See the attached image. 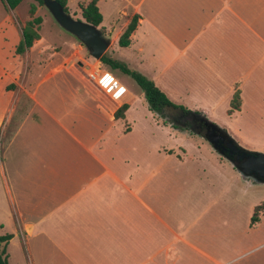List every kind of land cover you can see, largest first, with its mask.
<instances>
[{"label":"crops","instance_id":"0c3cea01","mask_svg":"<svg viewBox=\"0 0 264 264\" xmlns=\"http://www.w3.org/2000/svg\"><path fill=\"white\" fill-rule=\"evenodd\" d=\"M89 1H77L79 14ZM19 4L7 10L0 0V237L9 236L6 259L16 243L24 264H264V240L233 251L239 237L235 244L223 212L231 204L218 201L227 181L214 186L202 177L195 168L202 159L189 162L184 153L161 148L138 156L135 148L122 147L121 131L129 128L123 131L117 121L125 120L137 96L118 79L126 94L114 104L75 71L70 57L57 56L44 42V19L38 40L16 53L29 20L18 15ZM95 6L101 17L96 28L109 45H117L137 17L128 46H115L107 58L151 81L172 104L208 115L246 150L264 151V0H95ZM56 77L60 83L51 84ZM234 93L239 106L230 110ZM121 104L126 110L115 118ZM223 161L230 178L238 176ZM209 163L216 172L223 162L215 156ZM258 206L248 207L251 215ZM263 218L259 209L249 227Z\"/></svg>","mask_w":264,"mask_h":264},{"label":"rangeland","instance_id":"374dc122","mask_svg":"<svg viewBox=\"0 0 264 264\" xmlns=\"http://www.w3.org/2000/svg\"><path fill=\"white\" fill-rule=\"evenodd\" d=\"M77 1L78 0H68L67 2L68 13H70L71 18L74 20L80 19V14L78 10H76L77 8H75ZM30 7L34 8L32 15H29L28 12ZM73 8H75V10H73ZM17 13L19 16H21L22 14H26L29 20L34 17H38L40 19L38 29L41 24V19H44V23L40 30V34L44 42L49 45H54L52 46V50L57 52V56L61 55L60 57H70L72 60V67L75 69V71L77 70L87 79L92 88L98 89V87L89 78V76L90 74L95 72V68L98 67L100 71L110 72L112 77L118 79L119 82L122 83L131 93L133 98L136 99L137 96L136 104L126 115L125 120L117 121L116 126L120 129H123V131L129 128V131L127 133H123L121 131V144L123 148L128 146L135 148L138 156H140L141 154H143L142 156H145L151 153L155 155L157 150L161 148L165 150L170 149L174 151L173 153H177L178 155L184 153V158H187L189 162H192L193 157H197L199 158V160L202 159L201 162H198V165L196 164V167L191 163L189 165L190 168L195 167L198 169H202V177H206L209 182H213L212 184L214 186L224 185L227 181V186L229 187V189L226 193V196L224 197V195H221L218 201L231 204V206L225 208V211L223 210V212L228 213L227 221L229 222L231 220L232 222L235 244L237 242L236 237H239V245L238 247H234V252L244 251L248 247L247 244H249L246 241L264 240V218L262 221L260 220V225L256 229L250 228L248 223L251 215V212L248 211V207L260 204V211L264 209V184H258L252 182L251 180L241 178L239 174L237 173V176L235 172L232 173V177L230 178V168L227 163L223 161L224 158L219 156L203 138L200 137L201 139H199L198 136L192 135L179 127L175 128V126H172L170 124L172 119L169 118V116H167L166 114L157 115L154 113H149L146 107V102L143 99L141 92L129 76L122 75V72L119 70H110V68H108L107 66L101 65L98 61L92 59L84 46L74 37L59 28L51 18L48 11L42 5H39L35 0H24L19 4ZM65 42L67 43L66 45L63 44ZM115 46L117 47V45ZM115 46L114 44L108 45L107 49L104 52V55L106 57L112 58L110 53L112 52V50H116ZM120 50L121 52L124 51V49ZM58 78L59 77H56L51 82V84L58 85L60 83V80ZM47 86L48 88H51V86ZM139 94L143 102L141 101ZM104 95L108 101H110L111 103L113 102L106 94ZM141 105H144L143 109L141 108ZM183 108L185 110H188V108L186 109V107L184 106ZM203 116H205L206 119H208L207 117H209L206 114H203ZM124 124L127 125L125 128ZM196 146H198V149L196 148ZM238 146L245 151H250L246 150L240 145ZM213 152L216 155H213ZM258 153L264 155V151ZM213 156H216L218 160L223 162L221 163V167L216 168V172L209 169V160L214 158ZM138 162L139 160L137 161V163ZM234 171L236 170L234 169ZM229 179L231 180V182L229 181ZM219 195L220 194L217 193V196ZM247 213L250 214L248 215ZM4 219L5 215L0 214V222L2 223V225ZM0 233H2L1 229ZM253 233L255 234L251 235L249 239L244 238L245 235H250ZM240 236L242 237L241 240ZM21 252L23 253V251L19 249L18 244L14 243L12 246H10L7 252L8 263L24 264L22 258L23 255ZM260 252L262 253L264 252V250Z\"/></svg>","mask_w":264,"mask_h":264},{"label":"trees","instance_id":"16d2710c","mask_svg":"<svg viewBox=\"0 0 264 264\" xmlns=\"http://www.w3.org/2000/svg\"><path fill=\"white\" fill-rule=\"evenodd\" d=\"M3 6L7 10L14 9L22 0H1ZM39 5H42L39 0H35ZM63 9L65 13H67L66 9V0H55ZM81 18L84 22L97 27L101 21L100 14L97 11L95 6V0H90L85 6H79ZM34 11L33 7H30L28 12L29 15H32ZM136 16H133L126 27L122 30L117 38V46L120 48H125L129 44V37L132 31L135 29L136 25ZM40 23V19L38 17H34L31 20L25 22L24 26L21 28V39L16 47V53L21 54L27 48H29L33 41L38 40V35L36 31L38 30V25ZM98 62L101 65L107 66L111 70L119 69L123 74L128 75L139 88V90L143 94V98L146 102L147 109L154 114L162 115V111L164 108H179L181 112L185 115L184 117V126L179 127L192 135H196L205 140V119H201V113L197 111H188L182 107L176 106L169 102L165 96L152 84L151 81L144 78L142 75L127 70L123 65L115 62L109 58H107L104 54L99 58ZM239 106L238 94L234 93L230 103V110H237ZM126 110V105H121L114 112L115 118H122L123 112ZM207 120V119H206ZM212 127H215L218 132L225 134L226 132L223 129L217 128L213 123H211ZM174 126V125H172ZM175 128H177L175 126ZM206 141V140H205ZM260 207H255L252 215L250 217V223H254L258 219V212ZM9 240V236L5 235L0 237V264H8L5 254V244Z\"/></svg>","mask_w":264,"mask_h":264},{"label":"water","instance_id":"95a60500","mask_svg":"<svg viewBox=\"0 0 264 264\" xmlns=\"http://www.w3.org/2000/svg\"><path fill=\"white\" fill-rule=\"evenodd\" d=\"M59 28L74 37L87 50L89 56L98 61L109 45L96 27L82 21L74 20L55 0H39ZM170 111L181 113L176 108ZM201 119H205L200 115ZM205 140L211 148L236 170L241 178L264 184V155L258 152L245 151L240 148L226 133L222 134L205 119Z\"/></svg>","mask_w":264,"mask_h":264},{"label":"built area","instance_id":"2783aa9c","mask_svg":"<svg viewBox=\"0 0 264 264\" xmlns=\"http://www.w3.org/2000/svg\"><path fill=\"white\" fill-rule=\"evenodd\" d=\"M89 78L104 94H106L113 102L120 101L126 94L123 86L119 85L113 77L108 73H99L98 71L90 74Z\"/></svg>","mask_w":264,"mask_h":264},{"label":"flooded vegetation","instance_id":"af4514ba","mask_svg":"<svg viewBox=\"0 0 264 264\" xmlns=\"http://www.w3.org/2000/svg\"><path fill=\"white\" fill-rule=\"evenodd\" d=\"M162 114H166L169 118L172 119L170 122L171 125L176 127H183L184 126V117L185 115L181 113H177L175 111H168L167 108H164Z\"/></svg>","mask_w":264,"mask_h":264}]
</instances>
